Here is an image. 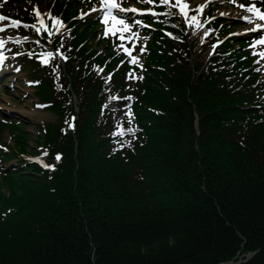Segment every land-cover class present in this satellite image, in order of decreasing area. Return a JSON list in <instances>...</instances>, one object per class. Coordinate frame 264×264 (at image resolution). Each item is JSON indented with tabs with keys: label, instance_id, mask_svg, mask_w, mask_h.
Listing matches in <instances>:
<instances>
[{
	"label": "trees",
	"instance_id": "16d2710c",
	"mask_svg": "<svg viewBox=\"0 0 264 264\" xmlns=\"http://www.w3.org/2000/svg\"><path fill=\"white\" fill-rule=\"evenodd\" d=\"M178 36L151 45L129 156L107 149L99 113L112 97L82 51L58 94L43 84L61 121L42 143L61 155L53 171L35 166L19 193L0 189V203L17 206L0 219V264H219L250 251L240 264H264V122L239 97L251 94L193 63ZM65 111L79 115L74 133L61 127Z\"/></svg>",
	"mask_w": 264,
	"mask_h": 264
},
{
	"label": "snow or ice",
	"instance_id": "6c2138e0",
	"mask_svg": "<svg viewBox=\"0 0 264 264\" xmlns=\"http://www.w3.org/2000/svg\"><path fill=\"white\" fill-rule=\"evenodd\" d=\"M149 2L155 4L156 0H149ZM236 0H233V3H235ZM195 3V0H193V4ZM159 4L160 5H168L169 7L173 6L172 5V0H159ZM176 8H178L180 10V12L183 14V16L186 19V22L189 26H192L193 24H195L196 27H203V25L201 24L199 17L197 15H189L190 12L193 11V8L189 7V4L186 2V0H175V5ZM101 7L104 9L103 12V18H104V23L105 25H107L108 27L105 29V35H107L109 32H112L113 34L115 33H120V40L124 41V40H132L133 44H132V48H128V47H124L123 50L130 56V63H138L139 61V57L133 55V49L135 48V43H136V39L138 38V33H134L131 32V25L128 23V21L125 18L120 17L114 10L116 9H120L121 11L127 13L129 11V9L127 8H121L120 3L117 2V0H103V3L101 4ZM205 7V5L203 3L199 4V8L202 12L203 8ZM240 8H246L248 12L253 13L254 15H245L243 17L244 20L249 21V22H253V21H257L254 24V28L251 29V31H256V30H260V29H264V9H261L259 7H257V5L255 3H250V4H239ZM90 11H92L90 9ZM133 11L139 13V12H148V13H153L154 15H157L154 11V8L149 7V8H145V9H133ZM36 15H41L39 8L37 7L35 9ZM171 13H169L170 15ZM5 17L0 16V20L4 19ZM210 19H213L212 17H210ZM54 20L58 23H60L62 25V21L60 20L59 17H55ZM134 23H139L141 26H147V27H151V25H144L143 21H133ZM14 24L19 25L20 23H22L19 20H14L13 21ZM40 23L43 25V29L47 30L48 29V24L42 19L40 21ZM33 27H35V25H33ZM37 31H41V29L37 28ZM57 31H59V29L57 28ZM212 29H207L204 33L205 36L208 35L209 32H211ZM128 32L129 35H125L124 33ZM169 36H173L174 34L171 32L167 33ZM48 36L51 37L52 36V32L49 31L48 32ZM8 39H12V37H8ZM25 39H28V37H25ZM5 43V40L3 38H0V47H3ZM37 43H39V41H37ZM217 43H219V41H217ZM249 47L253 48V55L254 56H259L261 59H264V35H260L258 38H253L251 44L249 45ZM215 48V45H213V50ZM141 52L145 51L144 47H141L140 49ZM54 55V53L52 51H48L47 53L43 54L40 58L43 60L44 63H48L49 60L46 57H52ZM60 55L63 56V53H60ZM5 59L3 53H0V61H3ZM66 59V57H65ZM121 63H123V61H121ZM139 67L143 68V64H139ZM109 78H110V74H109ZM129 78H132V73H129ZM142 78V77H141ZM38 81H29V83H37ZM129 116H131V113H128ZM136 129L134 127H123L122 122L118 123L116 125L115 131H114V135L116 136H123L127 133H135ZM118 145L120 147H123V144H120L119 141H117ZM115 150V149H114ZM60 155L59 153H57L56 159L59 160L60 159ZM32 159H39V157L36 158H32ZM43 163V162H42ZM44 167H49V168H54L55 165L54 164H44Z\"/></svg>",
	"mask_w": 264,
	"mask_h": 264
},
{
	"label": "rangeland",
	"instance_id": "374dc122",
	"mask_svg": "<svg viewBox=\"0 0 264 264\" xmlns=\"http://www.w3.org/2000/svg\"><path fill=\"white\" fill-rule=\"evenodd\" d=\"M201 3H203L204 5H207L208 0H199V2H195L194 4H195V7H196L197 10L200 9L199 8V4H201ZM192 4H193V2H192ZM226 8L227 7H221L219 5V9L220 10H223V9H226ZM240 28H242V27L241 26H238V27L236 26V27L233 28L232 31L236 32ZM194 37L198 38L200 40V44H201V41L203 40L202 35L199 36L197 33H195ZM194 49L196 51H200L201 50L199 47H196ZM206 55H208L207 49L205 50V56ZM17 61L21 62L20 58H17ZM19 62L16 63V67L17 68L20 66ZM21 75H22L23 79L24 78H28L27 71L23 72ZM24 84L26 85V82H23L22 84L19 83L17 86L14 87L15 89H10L8 94H5V93L1 92V97L2 98H0V103L1 102L6 103V101L14 102L15 105L12 104L10 106L13 107V110L15 112H19V113H22V112L26 113L25 110H27V111L37 110V109H34L33 107H31V109L29 108V106L32 105V101L28 98V96H24L25 92L22 91V90H24V89H22ZM31 99L35 100L36 96L32 95ZM28 103H30V105ZM42 113H47V115L45 117L44 116L40 117L39 115H33L29 119L21 116L22 121H23V125H24L25 129L30 134V146H31V149H29L30 151L28 152V154H31V156H33L34 158L39 157V160H41V157H43V156H41L40 153L38 154V149H37V146L39 145V142L37 143V141H36L37 140V136H39L38 135V131H37L38 123H41V122H47L48 123V122L54 121L55 118H56V116L53 113H51L49 110H45ZM15 115H19V114L15 113ZM11 118L15 119L14 115L11 116ZM0 142L1 143H11V141H10V132L8 130H5L2 133V138L0 139ZM33 160H37V159H33ZM12 167H13V165H12Z\"/></svg>",
	"mask_w": 264,
	"mask_h": 264
},
{
	"label": "bare ground",
	"instance_id": "6f19581e",
	"mask_svg": "<svg viewBox=\"0 0 264 264\" xmlns=\"http://www.w3.org/2000/svg\"><path fill=\"white\" fill-rule=\"evenodd\" d=\"M7 63V62H6ZM4 65V64H3ZM1 68V67H0ZM6 71V70H5ZM10 77H11V75H10ZM6 109H10L9 107H8V105L5 107V109L4 110H6ZM11 110V109H10ZM45 111V110H44ZM44 111H42V112H44ZM38 113H37V115H39L40 117H45L46 115H47V113H42V112H40V110H38L37 111ZM32 115H34V114H32ZM194 126H195V129L197 130V133L199 134L200 133V130H199V119L198 118H195V121H194ZM247 258H251V256H247ZM181 264H191V263H181Z\"/></svg>",
	"mask_w": 264,
	"mask_h": 264
}]
</instances>
